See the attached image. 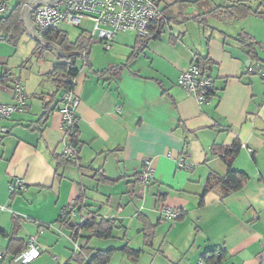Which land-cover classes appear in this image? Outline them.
Returning a JSON list of instances; mask_svg holds the SVG:
<instances>
[{"label": "crops", "instance_id": "1", "mask_svg": "<svg viewBox=\"0 0 264 264\" xmlns=\"http://www.w3.org/2000/svg\"><path fill=\"white\" fill-rule=\"evenodd\" d=\"M158 3L162 34L119 76L102 77L98 71L128 63L137 37L134 42L130 35L115 38L117 55L108 56L103 66L92 60V68L79 67L73 88L79 99L74 159L65 158L68 136L60 109L66 89L58 91L52 79L47 90L40 83L30 89L11 69L1 68L0 75L8 72V78L0 85V104L14 101L11 83L16 78L29 96L27 111L4 122L8 132L0 142V234L6 241L0 248L5 259L12 262V249L28 247L36 230L52 244L55 236L41 231L46 227L74 244V256L60 250L64 261L58 264H79L75 243L80 250L90 249L84 264L90 263L91 249L102 250L90 246L92 233L81 230L74 242L70 230L56 226L62 211L71 208L72 222L80 225L94 216L117 220L122 240L134 226L143 232L148 219L156 232L152 246L160 244L155 259L162 263L197 264L208 257L211 264H264V80L258 73L264 68V0ZM33 32L37 35L35 27ZM199 57L210 61L215 86L208 103H199L177 85L179 75ZM8 59L0 56V64ZM45 101L51 103L50 112L39 125L48 110ZM236 141L241 150L232 167L246 173L245 185L223 198L217 189L206 192L210 175L224 176L229 169L223 153L213 148ZM182 157L190 169L178 167ZM147 158L153 160L155 178L143 186L137 173ZM17 177L25 189L12 192L9 185ZM82 194L85 207H74ZM164 205L182 216L164 219ZM39 234L41 256L46 244Z\"/></svg>", "mask_w": 264, "mask_h": 264}, {"label": "built area", "instance_id": "2", "mask_svg": "<svg viewBox=\"0 0 264 264\" xmlns=\"http://www.w3.org/2000/svg\"><path fill=\"white\" fill-rule=\"evenodd\" d=\"M7 11L8 5L4 1L0 4V14ZM32 14L36 34L40 37H45L51 31L61 30L64 24L81 27L85 21H92L94 29L90 35L100 39L106 49L112 47V43L119 32H135L142 38L151 37L157 22L162 18V10L158 0H60L50 4L38 5L33 8ZM83 31L87 30L83 29ZM250 71L253 69L250 68ZM258 73L264 80V68L259 69ZM2 83L3 80L0 75V85ZM177 85L193 95L199 103H208L211 95L215 92L210 69L204 70L196 61H193L179 75ZM11 86L14 101L0 104V135L8 131L4 122L11 119L15 114L25 113L28 107L29 96L23 83L16 79L12 81ZM62 102L60 114L63 129L69 136V133L78 127L77 106L79 99L74 95L73 89H67L63 94ZM77 154L78 149L71 147V143L67 141L66 158L68 160L74 159ZM178 167L182 169L191 168L184 157L178 160ZM137 178L143 186L149 185L154 180L155 171L152 159H145L142 169L137 173ZM9 187L10 191L17 192L25 189V183L17 177L11 181ZM2 208L4 207L0 206V209ZM68 211L69 209L62 211L63 216H66ZM160 212L164 219L170 220H177L181 214L173 207L165 205L161 207ZM75 248L81 251L76 243ZM40 254L41 247L37 243V237L31 236L28 247L12 259V264H31ZM6 255V252L0 248V261L6 258ZM207 258L200 259L197 264H211Z\"/></svg>", "mask_w": 264, "mask_h": 264}, {"label": "trees", "instance_id": "3", "mask_svg": "<svg viewBox=\"0 0 264 264\" xmlns=\"http://www.w3.org/2000/svg\"><path fill=\"white\" fill-rule=\"evenodd\" d=\"M4 1L6 0H0V4ZM25 3L26 0H20L19 3L11 11V13L0 16V36H2L4 40L17 44L21 36L25 34L26 28L24 22L21 20V10L25 5ZM163 29H164V22L161 21L160 19L157 22L154 28V33L152 34L151 37L142 38L137 36V44L134 46L132 54L128 58V63L124 65H115L112 67H108L107 69H104L102 71H98L99 76L102 77L109 76L111 79L115 78L116 76H119L120 71L123 69V67L128 66V64L131 61H133L134 58H136L140 53H142L147 43L151 39L160 37V35L163 32ZM44 38L49 42H51L52 44H54L55 46H57L65 54L63 56L65 61L58 64L56 67H54L52 71L48 73L49 78L53 80L58 91H61L63 89L72 90L75 86V79L77 78L80 71V68L78 66V61L82 59L85 65H89V67L92 68V65L89 62V55L91 53L93 44L96 42V38L91 35L88 36L85 33V31H82V33L79 34L76 40L71 41L68 33L63 32L61 30L51 31L47 33ZM46 47L47 46L45 45L39 44L36 47V50L37 52H39L40 50H45ZM198 63L204 70L209 69L211 67L208 58L202 59L201 57H199ZM6 78H8V72L4 73L2 76L3 83L6 82ZM50 104H51L50 101H45L44 106L45 108H48V110L46 111L44 116H42V118L38 121L39 125H41V123L45 121L46 119L45 117L49 114ZM6 133L0 135V142ZM68 141L71 143V147L73 148L78 147L79 145L78 127L75 131L69 133ZM240 150H241V143L237 141L228 148H223V149L220 147L213 148V152L215 154L223 153V157L229 169L224 176L218 175L216 173H212L208 178L207 185L205 187L206 192L213 189H217L219 190L223 198L232 194L233 192L240 190L245 185L248 179L246 173L235 170L232 167L233 160L238 155ZM61 158L64 159L63 156ZM99 180L105 181L106 179L102 178ZM73 206L74 207L81 206V208L85 207V205L83 204V194L82 196L80 195L75 200ZM67 209H69L68 214L66 216H63V214L61 213L57 223H59L60 225L66 227L68 230L71 231V238L75 242L77 241L81 230L90 231L93 236H98L101 238H109V237L111 238L113 237L114 230L118 227V221L115 219L103 218L100 221H97V218L95 216L90 219H85L83 223H81V225L79 223H74L71 220V208H67ZM181 216L182 213L180 214L179 218ZM140 217L143 219H147L142 216ZM144 221H145V226L143 228V233L145 234V242L147 245L152 246L156 232L154 231V227H152L149 223H147L149 222L148 219L147 221L146 220ZM25 247H23L22 249H24ZM22 249L18 252L12 249L14 253V257L17 256L20 252H22L23 251ZM86 250H90V249H88L87 247H83L81 249V253L79 254L80 255L79 262L81 264H84V262L86 261V257L88 256ZM108 257H109V253L103 250H95L92 252V256L90 257L91 262L87 264H91L92 262L96 264H105L106 259ZM78 259L79 258H76V261ZM2 261H0V264ZM67 264H71V263H67Z\"/></svg>", "mask_w": 264, "mask_h": 264}, {"label": "rangeland", "instance_id": "4", "mask_svg": "<svg viewBox=\"0 0 264 264\" xmlns=\"http://www.w3.org/2000/svg\"><path fill=\"white\" fill-rule=\"evenodd\" d=\"M6 2L8 5V9H12L17 3V0H7ZM61 28L68 33L70 40L73 41L77 39L79 34L82 33L83 29L87 30L85 31V33L89 36L90 33L93 32L94 23L92 21H85L81 25V27H72L64 24ZM123 35L132 36L131 39L133 40L131 41L133 42L134 38L138 36L135 32H119L116 35V39L118 38V36L122 37ZM118 41L119 40H117V43ZM123 44L125 43L123 42ZM38 45L39 43H37L31 37V35H28V33L23 34L17 44L8 42L4 39H0V56L3 60L9 57L7 64H0V71L2 67L5 69H11L15 76L21 77L26 86L29 87L30 85L32 87H37L38 83H40V86H42L44 90H47L50 87V84H52L53 82L51 78H49L48 74L46 75V72L50 68H53L55 65L64 62L65 59L58 53L56 47H46L45 50H40L39 52H37L36 47ZM93 45L94 47L91 49V53L89 55V62L90 64H93V60L95 61L97 67H100L103 66L104 61H106L108 56H113L112 54L115 52L114 50H112V47L117 44H115L114 41L110 49H106L103 42H95ZM122 47L124 46L122 45ZM78 66L81 67V69L89 68V65H85L82 59L79 60ZM54 225H51V227L56 228L57 225L60 226L59 223H57L56 226ZM41 231H46L47 234L54 235L57 240H60L58 244L59 246L55 247L57 246L55 244L57 242L56 239L52 240V244H46L47 240L46 242H43L42 237L44 236V234H39L36 230V232L32 236H36V234H39L41 242L43 244H46V250L40 256V258H36L31 264L62 263L64 261L62 256L65 253L63 251L66 250L68 251L70 256L71 254L72 256H74V244L72 242L68 243L67 239L63 237V235L56 233L55 231L46 227L41 229ZM26 234L27 232L25 231V228H22L21 236H26ZM127 234L128 235L126 236V240H122L121 238H119V231L118 228H116L115 234L111 238H101L98 236H93L92 240L90 241V246H96V248L102 249L103 251L109 253V257L106 259L105 264H169L162 263L159 259H155L158 254L157 251L160 249V244L157 243L155 247L147 245L145 243V234L143 232H140L137 227L134 226L132 229H130V231H127ZM81 240L82 238H80V241ZM4 244H6V241L2 239V236L0 234V245L3 246ZM60 250L63 251L61 252ZM91 252H93V249H91ZM73 261L75 263L78 262L76 261L75 257L73 258ZM1 263L12 264L9 258L5 259ZM79 264L81 263L79 262Z\"/></svg>", "mask_w": 264, "mask_h": 264}, {"label": "water", "instance_id": "5", "mask_svg": "<svg viewBox=\"0 0 264 264\" xmlns=\"http://www.w3.org/2000/svg\"><path fill=\"white\" fill-rule=\"evenodd\" d=\"M53 2H58V0H53ZM52 1L48 0H27V3L22 11V20L25 21L27 29V33H29L31 36L35 37V40L39 43H42L46 46H53L56 47L58 50V53L61 56H64L65 54L54 44L51 42L47 41L44 37H40L38 35H35L33 32V24L31 23V20L29 19L30 16H32V10L33 8L37 7L40 4H50L53 3Z\"/></svg>", "mask_w": 264, "mask_h": 264}, {"label": "flooded vegetation", "instance_id": "6", "mask_svg": "<svg viewBox=\"0 0 264 264\" xmlns=\"http://www.w3.org/2000/svg\"><path fill=\"white\" fill-rule=\"evenodd\" d=\"M48 1H52L53 2V0H48Z\"/></svg>", "mask_w": 264, "mask_h": 264}]
</instances>
